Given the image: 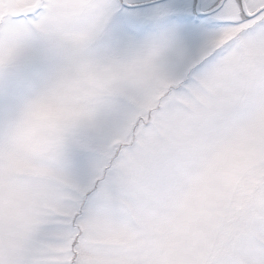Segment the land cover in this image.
<instances>
[{
	"label": "snow or ice",
	"instance_id": "snow-or-ice-1",
	"mask_svg": "<svg viewBox=\"0 0 264 264\" xmlns=\"http://www.w3.org/2000/svg\"><path fill=\"white\" fill-rule=\"evenodd\" d=\"M0 264H264V0H0Z\"/></svg>",
	"mask_w": 264,
	"mask_h": 264
}]
</instances>
